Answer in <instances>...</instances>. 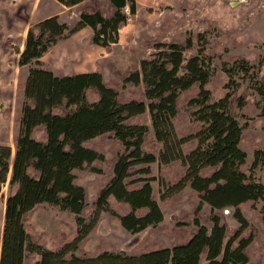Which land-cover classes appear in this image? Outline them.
I'll return each mask as SVG.
<instances>
[{
	"label": "trees",
	"instance_id": "obj_1",
	"mask_svg": "<svg viewBox=\"0 0 264 264\" xmlns=\"http://www.w3.org/2000/svg\"><path fill=\"white\" fill-rule=\"evenodd\" d=\"M73 6L84 0H57ZM111 15L99 7L86 5L74 25L52 15L28 28L19 64L28 65L23 85L25 99L18 116L19 132L15 149L0 142V195L8 185L2 232L0 264H259L249 263L247 247L253 241L247 232L249 220L242 207L261 203L264 221V182L243 166L248 154L242 147L244 125L232 111L235 93L226 86L214 98L210 90L212 63L204 46L186 57L194 45L184 42L152 40L154 50L140 60L127 81L144 84L142 98H125L116 87L104 81L99 70L59 75L43 66L42 57L63 38L82 28L92 29L93 43L110 47L117 43L120 29L138 8L137 0H110ZM231 77L257 74V66L233 56L223 65ZM264 116V77L254 82ZM195 89L189 104L193 119L200 123L195 133L180 136L175 127L179 96ZM245 98L238 97L244 107ZM149 111L153 132L151 149H146L149 126L135 118ZM42 129L44 137L35 131ZM112 132L123 144L113 170L98 192L93 206L87 191L77 181V171L104 155L90 144L91 139ZM189 148V150L185 149ZM155 147L160 148L159 153ZM184 173L169 191L189 186L200 198L197 211L205 204L212 210V225L195 218L196 231L172 247H151L115 251L108 246L80 255L90 232L102 212L110 213L130 232L156 226L164 212L156 199L151 164L169 165L179 161ZM262 165L264 151L257 148L252 169ZM50 203L75 214L73 234L63 235L56 247L44 245L32 234L27 218L41 203ZM234 208L240 227H228L217 209ZM264 264V263H263Z\"/></svg>",
	"mask_w": 264,
	"mask_h": 264
},
{
	"label": "rangeland",
	"instance_id": "obj_2",
	"mask_svg": "<svg viewBox=\"0 0 264 264\" xmlns=\"http://www.w3.org/2000/svg\"><path fill=\"white\" fill-rule=\"evenodd\" d=\"M48 5L49 8L54 7L53 10L60 8V4L48 0H42L38 6L36 0H0V142L10 144L13 150L19 132L18 116L25 99L23 85L27 73V67L19 64L18 53L25 46L28 32L26 23L32 21L34 14L39 16L45 13ZM86 5L99 7L108 16L113 11L110 0H87L84 7ZM75 15L73 9H70L62 17L72 26L78 18ZM19 18L22 28L16 25ZM91 35L92 30L85 28L58 41L44 56L45 67L53 69L59 75L99 70L104 81L116 87L125 98L143 97L144 84L127 81L126 76L134 67H139L143 57L154 50L150 47V41L158 39L184 42L191 37L194 45L186 51V57L197 54L199 46H204L206 56L211 58L212 63V96H222L226 86H230L235 93L232 111L245 126L242 147L248 154L243 168L248 173L253 172L258 180L264 182L262 165L252 169L256 149L264 151V116L260 114V95L253 87L257 79L264 77V0H151L148 3H138L136 13L120 29L117 43L110 47L99 46L92 42ZM233 56L245 58L255 64L257 74L246 77L234 74L231 77L224 71L223 65L230 62ZM195 95V89H189L179 96V114L175 127L180 136L195 133L200 126L192 116L195 108L189 104ZM239 96L245 98L242 108L238 106ZM139 121L150 128L146 137V149L150 150V133L153 132V127L149 111L135 118V122ZM35 134L37 137H44L42 129H37ZM90 144L102 152L104 158L93 161L76 174L78 183L87 191V201L92 207L124 147L112 132L94 137ZM159 149L155 147L157 154ZM185 149L189 150L186 145ZM151 167L152 174L156 176L152 181L153 191L164 212L163 221L133 233L126 230L110 213L102 212L98 224L90 232L84 245L77 250L78 254H88L103 246L129 253L155 246L172 247L197 229L194 222L196 217L201 223L212 225L211 207L204 204L197 211L200 198L189 186L179 192L169 191L172 183L184 173L185 168L180 160L169 165H160L155 161ZM8 192L6 185L3 195H0V237ZM261 206L259 203L256 208L248 204L242 207L249 220L246 230L254 236L247 247L249 263H264V221ZM216 212L231 229L240 227L239 221L233 216L234 208L217 209ZM75 217L71 211L44 202L29 213L27 222L35 238L52 248L58 246L63 235L73 234Z\"/></svg>",
	"mask_w": 264,
	"mask_h": 264
},
{
	"label": "crops",
	"instance_id": "obj_3",
	"mask_svg": "<svg viewBox=\"0 0 264 264\" xmlns=\"http://www.w3.org/2000/svg\"><path fill=\"white\" fill-rule=\"evenodd\" d=\"M42 0H36V2H37V6L39 5V3L41 2ZM48 1H51L52 3H56V4H60V8H58L57 10H53L54 9V7H50L49 8V5H48V8L47 9H45V13H43L42 15H39V16H35V14L33 15V17H32V21L30 22V21H28V23H26L27 24V29H28V27L30 26V24L31 23H33V22H37V21H39V20H41V19H44V18H46V17H49V16H52V15H56V14H58L59 15V18L62 20V21H65V22H67L68 23V21H67V19H64L62 16H63V13L65 12V11H69L70 9H73V13L74 14H76L75 16H77L78 18H79V12L81 11V9L84 7V5L86 4V1L87 0H84L83 2H81V3H78V4H76V5H73V6H66V5H64V4H62V3H60L59 1H57V0H48ZM151 0H141V2H140V0H137V2L138 3H148V2H150ZM168 1H170V0H168ZM180 2V1H179ZM50 4V3H49ZM63 9H67V10H63ZM78 18H77V20H78ZM21 20V18H19V19H17V24L16 25H20L19 27H21L22 28V21H20ZM76 20V21H77ZM18 27V28H19ZM16 28H17V26H16ZM85 28H90L89 26H86V27H84V28H82L81 30H83V29H85ZM91 29V28H90ZM81 30H79V31H81ZM92 30V29H91ZM78 32V31H77ZM75 34V33H74ZM100 46V45H99ZM49 51V50H48ZM47 51V52H48ZM46 52V53H47ZM46 53L44 54V56L46 55ZM19 54L20 53H18V60H19ZM44 56L41 58L42 59V61H43V66L45 67V64H44ZM21 67H27V73H26V77H27V75H28V72H29V66L28 65H20ZM46 68H48V67H46ZM48 69H51V68H48ZM51 70H53V69H51ZM88 71H95V70H88ZM77 72H85V71H76V72H73V73H77ZM57 74V73H56ZM67 74H72V73H67ZM25 77V78H26ZM4 217H5V207H4ZM3 226H4V224H3ZM2 231H3V229H2ZM196 231V230H195ZM1 242H2V236L0 237V252H1Z\"/></svg>",
	"mask_w": 264,
	"mask_h": 264
}]
</instances>
